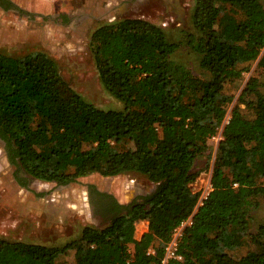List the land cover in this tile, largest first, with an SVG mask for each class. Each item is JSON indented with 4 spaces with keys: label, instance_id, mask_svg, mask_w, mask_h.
<instances>
[{
    "label": "trees",
    "instance_id": "obj_1",
    "mask_svg": "<svg viewBox=\"0 0 264 264\" xmlns=\"http://www.w3.org/2000/svg\"><path fill=\"white\" fill-rule=\"evenodd\" d=\"M192 23L187 43L203 75L177 60L180 44L146 19L123 18L93 32L101 81L121 110L86 100L44 50L22 56L0 50V139L11 163L60 185L125 172L156 184L128 204L90 185L103 225L84 226L64 245L0 236V264H56L68 251L76 264H163L174 230L190 216L178 246L183 260L166 264H264V221L249 233L254 197L264 195V95L251 76L226 122L234 96L224 91L257 59L264 71V1L197 0ZM221 129L211 190L198 205L194 167ZM15 177L28 186L19 171ZM141 220L148 231L137 239ZM248 240L255 248L237 255Z\"/></svg>",
    "mask_w": 264,
    "mask_h": 264
},
{
    "label": "rangeland",
    "instance_id": "obj_2",
    "mask_svg": "<svg viewBox=\"0 0 264 264\" xmlns=\"http://www.w3.org/2000/svg\"><path fill=\"white\" fill-rule=\"evenodd\" d=\"M16 1L10 10H0V50L16 56L35 50L48 52L56 59L63 78L86 100L100 108H124V104L103 85L93 56L92 34L106 23L131 17L160 25L169 40L180 44L177 60L192 67L196 74H204L195 51L187 43V32H193L192 17L197 0ZM257 63L258 59L249 65L239 80L225 85L224 91L234 96L228 118L233 107L239 105L240 94L251 76L260 80L259 90L264 95V71L257 67ZM240 106L247 116H252L245 105ZM221 131L209 139L208 149L194 167L199 176L193 189L200 191L201 195L211 190ZM16 171L26 177L27 187L15 177ZM90 185L113 194L124 204L152 192L156 187L138 172L116 176L92 173L80 176L68 185L36 179L10 162L6 142L0 139V236L13 241L64 245L77 239L84 226L103 225L106 221L95 214L90 201ZM254 202L249 233L256 232L264 221V195H255ZM145 223V220L137 221L136 228L145 230ZM254 248L248 240L235 253L244 255ZM56 264H76L74 252L61 254Z\"/></svg>",
    "mask_w": 264,
    "mask_h": 264
},
{
    "label": "built area",
    "instance_id": "obj_3",
    "mask_svg": "<svg viewBox=\"0 0 264 264\" xmlns=\"http://www.w3.org/2000/svg\"><path fill=\"white\" fill-rule=\"evenodd\" d=\"M228 117L226 119V122L228 121ZM210 185V189H211ZM209 191L204 192L198 202V205H201L204 201V199L207 197ZM192 223V216H190L187 220H185L181 225H179L173 232V235L171 237V240L168 242L165 248V258L163 260V264H166L170 260H183V255L178 253V246L179 241L182 237L183 230L187 225H190ZM148 253H155V250L153 248H150Z\"/></svg>",
    "mask_w": 264,
    "mask_h": 264
},
{
    "label": "crops",
    "instance_id": "obj_4",
    "mask_svg": "<svg viewBox=\"0 0 264 264\" xmlns=\"http://www.w3.org/2000/svg\"><path fill=\"white\" fill-rule=\"evenodd\" d=\"M14 4H16V0H11ZM176 5H177V3H176ZM178 7V6H177ZM108 8V7H107ZM112 8V7H111ZM0 10H1V12H4V10H10V9H4L3 7H1L0 6ZM106 12L107 13H110V11L109 10H106ZM143 221V220H142ZM145 222H147V221H145ZM145 226H146V229L145 230H140V229H138V228H136V234H135V236H136V238L137 239H140L141 237H142V235L146 232V231H148V222L147 223H145Z\"/></svg>",
    "mask_w": 264,
    "mask_h": 264
}]
</instances>
